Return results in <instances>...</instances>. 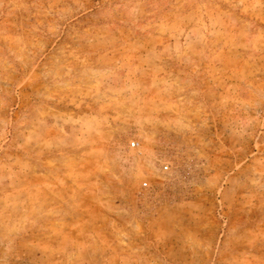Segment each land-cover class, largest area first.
Instances as JSON below:
<instances>
[{"label": "rangeland", "instance_id": "374dc122", "mask_svg": "<svg viewBox=\"0 0 264 264\" xmlns=\"http://www.w3.org/2000/svg\"><path fill=\"white\" fill-rule=\"evenodd\" d=\"M0 264H264V0H0Z\"/></svg>", "mask_w": 264, "mask_h": 264}, {"label": "built area", "instance_id": "2783aa9c", "mask_svg": "<svg viewBox=\"0 0 264 264\" xmlns=\"http://www.w3.org/2000/svg\"><path fill=\"white\" fill-rule=\"evenodd\" d=\"M131 146H132L133 148H135V147L138 146V143L135 142V141H133V142L131 143ZM163 170H164V171H168V170H169V166H168V165H164V166H163ZM146 185H148V184H146Z\"/></svg>", "mask_w": 264, "mask_h": 264}]
</instances>
